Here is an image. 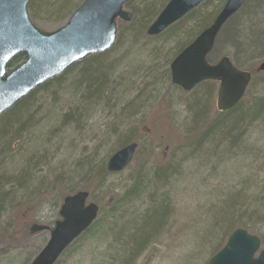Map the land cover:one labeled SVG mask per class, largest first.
Wrapping results in <instances>:
<instances>
[{"label": "rangeland", "instance_id": "1", "mask_svg": "<svg viewBox=\"0 0 264 264\" xmlns=\"http://www.w3.org/2000/svg\"><path fill=\"white\" fill-rule=\"evenodd\" d=\"M73 1L79 5L83 2ZM30 17L44 31H54L68 19L56 18L53 14ZM177 40L157 45L142 41L132 50L128 49L127 42L116 47L108 68L112 93L108 91L106 98L94 103L92 110L84 108L77 119L69 122H63V115L73 102L81 103L76 97L71 100L77 90L70 89L78 69L68 73L56 94L51 93L52 88L37 92L29 107L31 124L23 140L12 146V153L0 157V174L6 175L8 181L13 177L16 184L11 195L1 203L0 264H30L50 237L49 231L30 233L31 226L53 227L60 218L59 208L66 195L86 190L89 201L101 206L105 204L107 192L116 194L130 184L132 173L141 164L144 170L151 171L152 167L171 160L176 170L169 182L172 212L160 236L134 264H207L223 246L227 230L222 225L226 213L219 212L221 203L230 192L234 194L238 190H244L250 200L264 181V118L247 126L240 141L229 151L219 141L214 148L211 138L203 143L200 151L193 148L186 155V146L220 115L216 108L218 85L209 94L205 118L195 121L187 101L194 95L200 96L203 84L184 92L170 78L162 76L171 62V48ZM222 45H215L216 50H224L226 47ZM246 56L241 54L239 62L230 54L235 65L255 71L263 59H246ZM137 96L135 109H127V104ZM132 129L135 132L132 140L138 143V149L131 164L123 172L105 177L101 185L97 180L89 182L80 173V161L93 156L106 165L112 153L124 146L117 147L119 138ZM30 157L31 162L27 164ZM26 166L30 177L19 184L17 178ZM251 221L258 224L251 231L247 229L248 232L264 240L261 217ZM112 240L109 234L95 240L65 256L62 264H119V258L110 248Z\"/></svg>", "mask_w": 264, "mask_h": 264}, {"label": "trees", "instance_id": "2", "mask_svg": "<svg viewBox=\"0 0 264 264\" xmlns=\"http://www.w3.org/2000/svg\"><path fill=\"white\" fill-rule=\"evenodd\" d=\"M167 1L131 0L126 8L133 13V19L129 23H119L116 42L110 50L91 55L74 64L65 73L44 83L17 103L11 110L4 113L0 117V157L1 154L7 156L12 153V146L23 140V134L31 124L32 113L30 108L34 103L37 92H47L52 88L51 93L56 94L57 87L63 85V79L68 73L78 69L72 86L70 85V89L77 91L72 96L69 95L71 100L76 97V101H81V103L74 104L73 102L71 108L63 115L62 120L66 123L72 118L77 119L84 108L90 107V110H92L94 103L98 104L102 99H105L108 91L112 93L113 87L108 83V68L112 65V63L110 64V56L116 47L127 42L128 49L132 50L142 44V41L157 45L177 38L178 40L171 48L172 62L187 45L213 23L226 2V0H206L192 13L170 26L162 34L157 37L147 36L148 27ZM73 2V0H31L29 4L30 15L42 17L53 14L56 18L66 19L79 5V3ZM179 36L181 37L179 38ZM226 41L230 44L226 45ZM222 43V46L226 48L217 51L214 47L215 50L213 49L209 57L210 62H217L222 56L231 53L238 61L241 54H246V59H264V0H247L245 2L240 11L220 31L216 46H220ZM25 58V55H18L8 66L10 68L16 67ZM171 62L162 74L166 79L170 78L169 67ZM239 62L238 64H240ZM238 67L240 66L238 65ZM252 72L254 77L244 99L231 110L223 115L221 114L222 116L219 115L215 118L200 137L191 141L186 146L188 149L186 155H190L193 148V151H200L203 143L211 138L214 140L212 142L214 148L218 144L216 142L219 141L224 143L223 147L229 151L231 147L240 141L247 126L264 118V74L259 73L257 69ZM259 75L261 77H258ZM256 77L260 79H256ZM216 85L218 83L215 81H207L201 87L204 90L200 96L194 95L188 99V110L191 118L195 121L202 117V119L205 118L209 94L216 89ZM257 87L262 88V91L255 89ZM81 88L82 91H79ZM138 98L139 96L135 97L129 105L127 104V109L134 108L133 105L136 104L134 102ZM134 109H131V112H134ZM134 135L133 129L122 135L118 140L120 142L117 147L134 142L132 140ZM27 161V164H29L31 157ZM79 164V167H81L80 173L88 178L89 182L97 180V184L101 185L105 177L112 175L107 171L105 162L96 161L93 156L84 157ZM174 167L172 160L161 166L152 167L151 171L144 170V164H141L132 173L128 186L119 189L116 194H113V191L111 194L107 192L105 204L100 206L97 220L73 242L56 264H62L64 257L68 254H72L79 248L82 249L87 244H93V241H99L108 234L113 238L110 248H112L113 255L119 258V264H134L154 243V239L160 236L165 223L170 217L172 196L169 182L176 175ZM28 172L26 166L21 176L17 178L19 184L24 183L30 177ZM7 178L6 175L0 174V209L2 201L7 199L13 189L16 188L15 179L11 177L13 180L8 181ZM245 195L244 190H238L234 194L230 192L228 198L221 203L223 207L219 212L226 213V215L221 216L224 217L222 225L227 230L223 246L229 233L234 229L238 227H244L248 230L254 229L258 223L253 224L252 218L261 217L262 221L260 223L264 222V181L260 183V187L253 198L248 200ZM237 203L239 205L241 203V205L237 206ZM2 236H5V234H2ZM221 248L217 249L213 255Z\"/></svg>", "mask_w": 264, "mask_h": 264}, {"label": "water", "instance_id": "3", "mask_svg": "<svg viewBox=\"0 0 264 264\" xmlns=\"http://www.w3.org/2000/svg\"><path fill=\"white\" fill-rule=\"evenodd\" d=\"M31 0H0V116L12 109L44 83L62 75L88 56L110 50L117 37L118 20L130 22L133 14L124 8L131 0H84L65 25L54 31L38 28L30 19ZM206 0H169L147 30L158 36ZM247 0H227L213 24L174 58L170 65L171 82L189 92L199 84L219 83L218 111L233 108L245 95L252 74L238 68L230 56L210 63L208 55L222 27ZM25 54L26 60L7 72L9 62ZM257 70L264 73V61ZM138 143L118 149L106 165L108 172L120 173L133 160ZM89 192L77 191L63 198L60 219L50 237L30 264H55L63 252L97 220L99 205L88 202ZM33 224L31 233L48 230ZM260 238L244 228L233 230L225 246L207 264H264Z\"/></svg>", "mask_w": 264, "mask_h": 264}, {"label": "bare ground", "instance_id": "4", "mask_svg": "<svg viewBox=\"0 0 264 264\" xmlns=\"http://www.w3.org/2000/svg\"><path fill=\"white\" fill-rule=\"evenodd\" d=\"M244 4H245V3H244ZM242 7H243V6H242ZM195 9H197V8H195ZM195 9H193L190 13H192ZM190 13H189V14H190ZM189 14H188V15H189ZM229 20H230V19H229ZM213 22H214V21H213ZM212 24H213V23H212ZM212 24H211V25H212ZM211 25H210V26H211ZM210 26H209V27H210ZM209 27H208V28H209ZM223 27H224V26H223ZM223 27H222V28H223ZM206 29H207V28H206ZM221 30H222V29H221ZM221 30H220V31H221ZM220 31H219V33H220ZM219 33H218V35H219ZM218 35H217V37H218ZM147 36H149V35H147ZM149 37H157V36H149ZM217 37H216V39H215L214 47H215V45H216ZM190 44H191V43H190ZM190 44H189V45H190ZM189 45H187L186 47H188ZM186 47H185V48H186ZM185 48H184V49H185ZM184 49H183V50H184ZM183 50H182V51H183ZM182 51H181V52H182ZM181 52H180V53H181ZM180 53H179V54H180ZM179 54H178V55H179ZM178 55H177V56H178ZM222 57H223V56H222ZM173 60H174V59H173ZM173 60H172V61H173ZM263 61H264V59H263L260 63H262ZM260 63H259V64H260ZM259 64H258V65H259ZM258 65H257V67H258ZM244 70H246V69H244ZM246 71H249V72L252 74V79H251V82H252L253 77H254L253 72H252L251 70H246ZM251 82H250L249 86L251 85ZM261 91H262V90H261ZM244 97H245V96H243V98H242L237 104H239V103L244 99ZM237 104H236V105H237ZM236 105H235V106H236ZM235 106H234V107H235ZM234 107H233V108H234ZM231 109H232V108H231ZM231 109H229V110H231ZM229 110H226V111H218V112H219L220 115H221L222 113H226V112L229 111Z\"/></svg>", "mask_w": 264, "mask_h": 264}]
</instances>
